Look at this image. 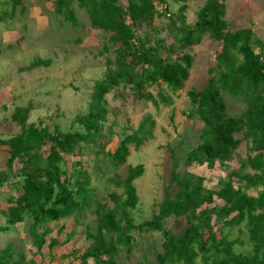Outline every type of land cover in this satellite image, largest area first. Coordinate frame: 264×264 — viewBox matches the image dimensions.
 Returning <instances> with one entry per match:
<instances>
[{
  "label": "trees",
  "instance_id": "16d2710c",
  "mask_svg": "<svg viewBox=\"0 0 264 264\" xmlns=\"http://www.w3.org/2000/svg\"><path fill=\"white\" fill-rule=\"evenodd\" d=\"M170 1L179 3L176 12L170 11ZM188 1L126 0L122 4L121 0H53V12L74 25L78 22L72 3L85 9L91 26L108 34L102 52L113 50L114 54L106 58L104 77L95 83L89 110L79 118L84 130L50 132L27 123L30 106L15 109L11 117L19 125V132L0 139V146L8 147L5 169L0 170V187L8 183L14 165V178L21 179V183L14 197H8L12 204L0 210L5 218L0 232L26 221L32 247L40 252L51 232L49 222L91 210L96 222L94 226L86 225L85 238L89 242L76 256L80 264H125L116 256L132 251L134 231L160 232L162 250L156 254V264H264V43L251 27L229 29L226 0H205L195 22L187 23ZM157 15L168 19L164 36L153 23ZM140 27L148 30L144 38L136 35ZM205 35L221 47L206 83L187 91L192 111L203 126L201 140L186 153L184 166H225L242 139L249 153L239 160L238 167L219 179L216 188L206 186L202 175L180 171V159L171 153L172 167L162 200L151 218L135 224L131 210L139 196L134 181L145 169L142 163L126 164L129 145L138 149L152 136L155 120L146 114L136 129L122 136L113 151H106L112 129L108 127L105 132L102 124L105 95L118 86L129 87L134 97L156 107L172 104L167 91L176 94L190 76L193 55L186 49L199 44ZM41 62L48 64L49 60L40 59L33 65ZM228 96L244 105L239 114L229 112ZM238 133L242 138L236 136ZM48 143V152L43 155L42 149ZM85 143L98 145L97 154L103 155L113 171L107 181L122 189L120 193H109L112 206L89 186L90 175L85 170L78 169L72 175L62 166L68 154H78L76 163L81 165L79 153ZM125 164V172L120 173ZM250 189L256 190V195L250 194ZM169 217L179 219L177 230L165 225ZM234 227H238L239 235L230 237ZM72 236L71 231L66 241ZM58 245L56 237L49 238L51 253ZM244 245L249 248L236 247ZM6 253L10 258L14 256L13 244L1 250L0 263L7 259ZM68 255H60V259ZM11 262L15 264L16 260Z\"/></svg>",
  "mask_w": 264,
  "mask_h": 264
},
{
  "label": "rangeland",
  "instance_id": "374dc122",
  "mask_svg": "<svg viewBox=\"0 0 264 264\" xmlns=\"http://www.w3.org/2000/svg\"><path fill=\"white\" fill-rule=\"evenodd\" d=\"M204 1L187 2V23L195 22L197 10ZM121 3L125 4L126 0H121ZM72 5L78 22L76 25L53 12V0H0V137H10L19 132V125L11 116L17 107L27 106H30L27 123L46 127L50 132L84 130L79 118L88 112L95 83L104 77L107 68L105 60L113 56L114 52H102L107 32L92 27L85 9L76 2ZM178 5L170 1V11L176 12ZM225 19L230 30L251 27L255 37L264 43V0H226ZM167 22L166 17L155 16L153 23L159 29L160 36L165 35ZM136 31L140 38L148 34L146 27ZM220 47L219 42L205 35L199 44L186 49L193 55L190 76L176 94L166 90L173 99L170 105L160 104L156 107L150 101L134 97L129 87L118 86L105 95L106 115L102 124L105 132L108 127L112 129L106 151H113L122 136L136 129L146 114H151L155 120L152 136L138 149L129 145L130 154L126 164L142 163L145 169L143 175L134 181L139 196L136 207L131 210L135 224L151 218L162 200L163 188L168 183L172 167L171 153L180 159V171L186 169L204 176V183L210 188L218 187L219 179L226 176L229 170L238 167L239 160L246 158L249 153L246 141L242 139L233 158L225 166L219 163L214 168L197 164L184 166L186 153L201 140L203 126L192 111L187 91L192 87L201 88L206 83L210 75L209 68L215 65ZM255 49L259 50L257 47ZM40 59L47 60V63L49 60V63L41 62L34 66L33 63ZM149 90L154 92L153 87H149ZM227 98L229 112L239 114L244 105L229 96ZM236 136L242 138L240 133ZM48 147L49 143L43 147V155L48 152ZM97 150V144L85 143L79 153L81 165L76 163L78 154H68L64 155L62 166L72 175L78 169L85 170L90 175L89 186L103 202L112 206L109 193H120L122 189L107 181L113 171L110 164L104 161L103 155L97 154ZM3 156L0 159L1 170L5 169ZM126 164L120 168V173L125 172ZM14 171H17V165L13 166L8 183L4 185V188H9L0 191V205L12 204L8 197H14L18 191L21 179L14 178ZM249 193L256 195V190L250 189ZM4 222L0 213V224ZM95 222L91 210L49 222L51 233L47 239L54 236L60 245L52 253L47 250L41 252V263L80 264L76 256L84 251L89 242L85 238L86 225L94 226ZM165 225L177 230L179 219L169 217ZM71 231L73 236L66 241V235ZM133 235L135 244L132 251L129 254L122 252L116 259L125 264H156V254L162 250L163 238L160 232L134 231ZM237 235L238 227L232 228L230 237ZM241 236H245V231ZM9 243L13 244L14 256L10 258L6 253L8 257L5 264H14L12 260H16L15 264H19L18 260L24 264L39 258L38 252L31 247L26 225L24 229L12 227L0 234V247ZM236 247L249 248L246 245ZM72 250L76 253L73 254ZM63 254L69 255L60 259Z\"/></svg>",
  "mask_w": 264,
  "mask_h": 264
},
{
  "label": "crops",
  "instance_id": "0c3cea01",
  "mask_svg": "<svg viewBox=\"0 0 264 264\" xmlns=\"http://www.w3.org/2000/svg\"><path fill=\"white\" fill-rule=\"evenodd\" d=\"M16 134V133H15ZM11 136H13V135H11ZM10 136V137H11ZM7 138H9V137H0V139H7ZM4 147V148H3ZM7 150H8V147L7 146H0V159H1V155L2 154H4V156L3 157H5V159H4V162L3 163H5V161H6V159H7V157H8V152H7ZM0 170H1V168H0ZM5 190V189H8V187H6L5 186V188H4V186H2V187H0V191L1 190ZM9 205H10V203H9ZM8 204H6V203H4V205L3 204H1L0 205V208L1 209H5L7 206H9ZM4 221H5V218H4ZM5 224V222L3 223V224H0V225H4ZM26 225V221H23V222H18V223H16V224H14L13 226H10V228L8 229V230H6L5 232H7V231H9L12 227H14V228H16V227H18V228H23L24 229V226ZM51 233V232H50ZM0 234H3V232H0ZM22 236H24V233H23V235ZM51 237H54V236H51ZM50 238V237H49ZM49 238L47 239V237H46V239H47V241H46V243L44 244V246L42 247V249H41V251L40 252H38V254H39V258L38 259H36V261L34 260V261H31L30 262V264H50V263H41V255H43L41 252H45V250H47V251H49V248H48V242H49ZM21 240V239H20ZM5 246H3V247H0V252H1V250L4 248ZM32 247V246H31ZM50 252V251H49ZM49 252H48V254H49ZM27 260V259H26ZM69 262V260H67V263ZM4 263V262H3ZM6 263V262H5ZM4 263V264H5ZM0 264H2V263H0ZM56 264H58V263H56ZM60 264V263H59Z\"/></svg>",
  "mask_w": 264,
  "mask_h": 264
}]
</instances>
